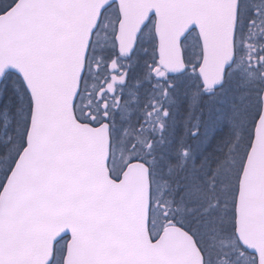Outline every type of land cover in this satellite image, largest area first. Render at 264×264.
<instances>
[{
    "label": "snow or ice",
    "instance_id": "snow-or-ice-1",
    "mask_svg": "<svg viewBox=\"0 0 264 264\" xmlns=\"http://www.w3.org/2000/svg\"><path fill=\"white\" fill-rule=\"evenodd\" d=\"M0 264H264V0H0Z\"/></svg>",
    "mask_w": 264,
    "mask_h": 264
}]
</instances>
